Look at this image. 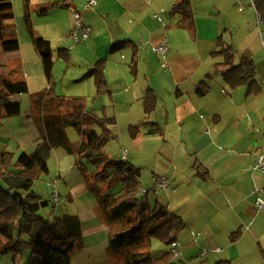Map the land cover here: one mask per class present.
<instances>
[{
    "label": "crops",
    "instance_id": "1",
    "mask_svg": "<svg viewBox=\"0 0 264 264\" xmlns=\"http://www.w3.org/2000/svg\"><path fill=\"white\" fill-rule=\"evenodd\" d=\"M86 1L64 0L58 8L66 11H49L54 18L61 16L60 22L65 27L62 35L53 37V40L61 45L58 50L66 49L69 62L58 60L80 69H89L96 60H102V74L110 94H98L92 76L91 95L85 97L71 92L72 96L90 98L93 103L86 106V110L100 116V108L104 107L106 116L115 119L113 124H107L110 138L122 135L114 133L113 128L117 124L127 130L132 144L138 143L141 136L148 137L143 142L150 143L153 151L151 162L154 165L155 161V172L152 171V174L169 177L171 191L179 201L177 214L181 216L184 228L176 235V239L182 245V250L193 247L195 237L202 233L209 235L206 238L208 241H214L222 227L226 229L228 237L236 231H232L233 228L246 226L245 229L254 238H259L253 225L263 227L264 209L256 212L249 188L252 185L264 186V174L244 170L253 162L254 151L261 148L258 136L264 133V71L256 63L259 56L248 47L237 54L232 45L236 60L243 55L250 57L255 64L256 79L262 92L257 96H247L245 86L227 88L216 65L222 61L221 56H217L219 60L213 64L207 62L217 47L218 36L223 37L226 29L220 16L211 20V27L205 22L206 15L214 17L210 12L212 4L208 3L199 15L194 13L196 33L193 39L185 29L177 26V18L170 16L173 0H96L93 7L85 8L83 5ZM69 7L79 10L91 29L89 38L72 48V51L75 50L73 56L67 48L70 42L66 38L72 25ZM155 13L159 14L160 20L153 16ZM200 16L203 18H198ZM64 37L66 39L62 40ZM165 37L168 51L166 67H162V57L153 52L151 46L159 44ZM225 40L231 43V38ZM244 40L245 36L240 41ZM49 42L52 51V42ZM113 42L125 43V46L111 51ZM35 54H31L33 59ZM54 67L52 72L55 71ZM199 82L208 86L206 93L200 92ZM49 84L45 85L46 88ZM149 88L156 97V103L154 109L146 113L144 98ZM25 121L33 122L30 115L26 116ZM133 125H139L136 137L130 136L128 130ZM259 129L261 131L258 134L256 130ZM38 141L39 133L35 138V146ZM159 151L164 153L161 155ZM104 153L109 157L107 151ZM11 171V175L0 177L6 182L5 187H14L12 177L18 174V170ZM161 197L157 196L156 200ZM72 199L74 197H68L70 202ZM78 207L75 212L70 209L66 212L79 217L81 228L82 213L87 214L89 221L109 227L97 201L92 204L82 202ZM262 227L259 230L264 234ZM241 237L242 233L237 241ZM95 246L102 253L106 251L108 243L103 245L102 242H94V253ZM28 256L24 253L18 264H25Z\"/></svg>",
    "mask_w": 264,
    "mask_h": 264
},
{
    "label": "trees",
    "instance_id": "2",
    "mask_svg": "<svg viewBox=\"0 0 264 264\" xmlns=\"http://www.w3.org/2000/svg\"><path fill=\"white\" fill-rule=\"evenodd\" d=\"M253 6L264 22V0H252ZM64 2L53 1L36 9L38 15L61 7ZM24 19L32 37L35 52L41 59L43 71L48 82L54 65L49 40L34 34L29 22V0H23ZM190 0H173L170 16L176 17L178 27L185 29L191 38H195L196 28L191 11ZM13 18L11 0H0V50L5 59H0V118L17 117L21 114V105L12 101L15 94L28 90L21 67H10V54L19 51V41L13 35V29L5 26V22ZM125 43L113 42L111 51H117ZM58 57L67 62L69 56L64 48L58 50ZM211 55L221 56L217 68L227 88L246 87L247 96H257L262 88L256 79L254 61L241 55L235 59V51L230 42L219 35L217 47ZM17 57V56H14ZM134 59V52H133ZM12 60V59H11ZM85 76H94L98 94H110L107 81L102 74V60H96ZM201 93H206L208 86L199 82ZM51 86L33 95L34 105L30 117L39 131V141L31 152L21 151L13 159V153L0 151V177L11 175V168H19L18 175L22 183L18 189L4 187L0 183V254L11 253L13 264L23 257L26 250L29 256L25 264H70L72 254L83 247L82 228L76 214L62 213L52 220L44 221L38 213L41 208V196L34 191L33 182L41 174H48L47 158L51 149L65 146L67 152L66 128L72 126L80 135L76 147L77 161L84 170L85 165L93 168L94 181L120 182L118 193L104 194L97 198L102 212L109 224L110 239L107 246V257L113 264H176L167 251L153 257L149 247L151 239L157 238L166 246L176 240L177 233L184 227L180 215L167 205L155 200L151 204L146 199H138L139 176L132 166L123 160H113L104 153V146L109 141L110 129L115 119L107 117L105 108L101 107V115L96 116L86 110V100L82 97H65L55 95ZM50 98L51 107L42 105V100ZM156 97L151 89H147L144 98V111L149 113L155 107ZM95 127L99 128V131ZM130 136L136 137L139 125L128 128ZM14 161V162H13ZM40 228L32 233L33 225ZM240 235L236 230L230 238L235 240ZM28 236V239H24ZM264 261V250L261 249ZM214 264H231L230 260H219ZM264 264V262L262 263Z\"/></svg>",
    "mask_w": 264,
    "mask_h": 264
},
{
    "label": "rangeland",
    "instance_id": "3",
    "mask_svg": "<svg viewBox=\"0 0 264 264\" xmlns=\"http://www.w3.org/2000/svg\"><path fill=\"white\" fill-rule=\"evenodd\" d=\"M53 1L54 0H29L28 3L29 22L31 30L34 34L40 33L39 35H44V37L48 38L52 42V55H54V57L52 58L54 60L55 71L51 72V80L49 85L52 86V89L50 92L55 95H62L65 97H72L73 93L71 92L76 93L75 95L80 94L85 97H89L91 95L89 93L92 92L93 88L91 85L93 79L92 76L84 75V73L88 71V68L80 69L78 66L66 65L64 63L65 61L62 62L58 60L60 59L57 55L59 44H57L56 40H53V37L56 38L58 37V35H62V29H65L64 24L60 22L62 20L61 16L59 18H54L52 17L53 14L51 12H47L44 15H38L36 12L37 8ZM11 3L13 9V18L7 20L5 22V26L8 27V30L10 28L13 29L14 33L13 35L8 34L6 36L7 38L16 37L18 39L19 51L16 53V55L14 53L10 54L9 63L11 69L18 67V65L21 67L20 70L24 74L25 80L28 85L27 92L15 94L11 97L12 101L20 102L21 114L17 117L0 118V151L7 150L9 152H12L13 159L15 160L21 151L31 152L35 147V138L37 137L39 131L37 130L33 122H24V119L27 115H30L32 113V108L35 103L33 100V95L36 92L45 90V85H48V82L43 73L40 58L32 50V48L34 49V47L31 34L24 19L23 0H11ZM208 3L213 5V7L210 8V12L214 17L206 15L205 18L207 19L205 20V22L208 23L211 27L213 24L211 20H216L220 16L221 22H225L224 26L226 28L224 32L223 29L221 30V33L223 32L222 38H224V40H230L231 38L230 41L234 46L237 54L244 51L243 49H246V47H248V49L253 53H256L259 56L256 60L257 65H259L258 68L264 71V22L257 14L253 6V1L192 0L190 6L193 13V18L195 15L194 13L197 12V14L199 15L200 11L206 9L205 6ZM192 6L194 7V9ZM239 7H241V10H238ZM169 8L170 7H168V9ZM56 9V12L66 11L59 8ZM69 13L71 15V12ZM57 14L60 15V13ZM233 15H235V18H232ZM198 18H203V16H200ZM54 23L57 26L54 27ZM71 30L72 25L70 26L66 35V38L70 42H68V49L72 45V41L70 38ZM244 36L245 40L241 42L240 40ZM66 38L64 37L62 38V40ZM188 42H190L189 39ZM79 44H75L73 45V47H75L76 45L79 46ZM82 44L83 43H81V45ZM214 47H211L210 49H214ZM72 48L70 50L71 55L73 56L75 50L72 51ZM31 54H35L33 55L34 59L32 58ZM209 57L210 58L207 59V62L210 64H213L214 62H217L219 60V58L214 55H211ZM5 58V55H3L0 50V59ZM68 62L69 60L66 63ZM48 87L49 86H47V88ZM85 97L83 98L86 100V106L91 105L93 103V100H90V98L87 99ZM49 100L50 98L48 97L47 100H42V105L51 107L54 110V106L50 105L51 102ZM99 115H101V113H99ZM257 117L260 118V116ZM95 128L97 131H99L98 127ZM113 130L114 133H121L122 135H119V138L115 139L109 138V141L105 144L103 150L107 151L109 153V157L113 160L121 159V149L126 148L128 150L129 155L127 162L135 171H137L139 176L137 198H144L151 204H153L157 199V196L159 197V195H162V197L158 201L167 205V207L172 211L178 213L179 201L176 200V197L172 193V191L165 193L162 189H156L155 191H153L152 189L153 184L151 181V174L152 171L155 172V161L153 162V165L151 162V155L153 152L150 147L151 144L143 142V139H148V137L141 136L142 139H140L138 143L133 142L132 144V139L128 138V133L125 128L119 127V125L117 124L113 128ZM260 131L261 129L256 130L258 134L260 133ZM66 134V145L67 147L71 148L72 152H67L65 146H57L53 148L54 150L51 151L50 155L48 156V174H41L33 182L34 191H36V193L41 196V208L38 213L42 216L44 221H50L55 216H60L62 213H68L66 212L68 209H70L71 212H75L82 202H85L86 204H88L89 202L92 204L97 201L98 196L113 193L117 194L118 190H120L121 188V183L113 182V178H110V180L106 181H94L92 177L93 168L91 167V165H85V169L83 170L79 166L77 161L76 147L79 143L80 135L72 126H68L66 128ZM261 138H263V136L259 135V146L261 147V149H263L264 143L262 142L263 140L261 141ZM160 152L161 151H159V153ZM163 153L164 152H161L160 154L162 155ZM11 169H16L19 172V168L17 167H12ZM12 178V185H14L13 189H18V185L22 183V178L18 174H15ZM53 178L59 179L60 183L58 191L61 196L65 197V201H60L56 204L51 203L46 186V182ZM0 183L5 187V181L1 179ZM141 188L146 189L148 192L145 194L139 192ZM69 196L74 197V199H72V202L68 200ZM81 215L83 247L76 250L72 254L70 264H113L112 260L107 257L106 251L104 252L103 250V252L100 253L99 248H97L96 246L95 253L92 251L94 242H102L103 245H106V243L109 242V227L107 228L105 226H102L96 221H89L90 218H87V214L85 215L82 213ZM185 223H187L186 220ZM36 224L37 223L33 225L31 235L40 228V226ZM245 227L246 226H242L241 228L232 229V231L240 229V235L238 236V238L241 236V233L242 237L239 241H237L238 238L235 240H231V234H229L228 237L227 231L224 227H222L218 231L217 237H215L214 241H208L206 238L209 237V235H205L204 233H202L199 237H195V243L193 247L188 248L187 250H182L181 245L180 256L178 258L172 257V262L176 264H214L219 260H230L231 264H262L263 257L261 254V249H264V234L259 230V227L262 226H257L256 224L253 225V228L258 233L259 238H254L253 234L248 229H245ZM262 229H264V225ZM180 232L181 230L177 234H179ZM201 236L203 238H201ZM28 238V236L24 237V239ZM201 239H203V241H198ZM150 242L151 245L149 247V252L153 257L161 255L169 248V246H166L155 237L152 238ZM218 247L219 249H221V251L224 250V252L217 250L215 252L214 249ZM25 254H29V250H26ZM12 258L13 255L11 253L0 254V263L12 264Z\"/></svg>",
    "mask_w": 264,
    "mask_h": 264
},
{
    "label": "built area",
    "instance_id": "4",
    "mask_svg": "<svg viewBox=\"0 0 264 264\" xmlns=\"http://www.w3.org/2000/svg\"><path fill=\"white\" fill-rule=\"evenodd\" d=\"M96 4V0H87L84 4L85 8H91ZM172 5V3H171ZM72 18V30L70 32V38L72 41V45L69 47L71 49L73 45L78 44L79 42L86 40L90 36V26L85 22L83 14L77 10L76 8L69 7ZM153 16L160 20V16L158 13L153 14ZM153 52L160 55L163 59L162 67H166L165 59L167 58L168 45L166 37L157 45L151 46ZM263 141H264V133H263ZM121 160L126 161L128 150L123 148L120 150ZM253 162L247 166L244 170L249 171L251 173H260L264 174V148L256 149L253 154ZM152 181V189L155 191L156 189H162L165 193H168L172 190L171 187V179L165 175H151ZM59 179L53 178L46 182V186L48 189V195L52 204H56L60 201H65V197L61 196L58 187H59ZM139 192L145 194L148 191L144 188H141ZM249 194H251L254 198V208L256 212H259L264 209V186L260 185H252L249 188ZM221 249H217L220 251ZM169 252L173 258H178L181 253V244L176 239L169 245ZM202 254V252H201Z\"/></svg>",
    "mask_w": 264,
    "mask_h": 264
}]
</instances>
